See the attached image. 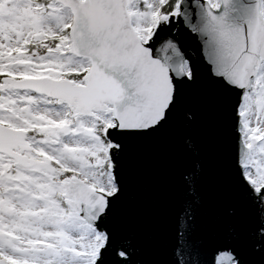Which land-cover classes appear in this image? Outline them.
<instances>
[{
	"label": "snow or ice",
	"instance_id": "1",
	"mask_svg": "<svg viewBox=\"0 0 264 264\" xmlns=\"http://www.w3.org/2000/svg\"><path fill=\"white\" fill-rule=\"evenodd\" d=\"M0 264H264V0H0Z\"/></svg>",
	"mask_w": 264,
	"mask_h": 264
}]
</instances>
